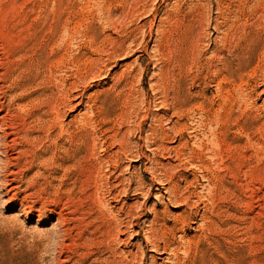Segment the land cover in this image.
<instances>
[{"label":"rangeland","instance_id":"obj_1","mask_svg":"<svg viewBox=\"0 0 264 264\" xmlns=\"http://www.w3.org/2000/svg\"><path fill=\"white\" fill-rule=\"evenodd\" d=\"M0 119V264H264V0H0Z\"/></svg>","mask_w":264,"mask_h":264},{"label":"bare ground","instance_id":"obj_2","mask_svg":"<svg viewBox=\"0 0 264 264\" xmlns=\"http://www.w3.org/2000/svg\"><path fill=\"white\" fill-rule=\"evenodd\" d=\"M43 15V14H42ZM42 17V16H41ZM48 19V18H47ZM31 26V25H30ZM32 32V31H31ZM34 37V36H33ZM46 37V36H45ZM44 37V38H45ZM49 37V36H48ZM47 37V38H48ZM25 40V39H24ZM47 40V39H46ZM41 42V41H40ZM42 43V42H41ZM29 44H30V46H32V44H33V42H32V40H31V38H30V41H29ZM38 45V44H37ZM49 45V44H48ZM27 46H28V44H27ZM40 46V45H39ZM38 46V47H39ZM41 46H43V45H41ZM31 48H33V47H31ZM40 48V47H39ZM29 49V48H28ZM34 49H31V51H33ZM49 50V49H48ZM9 51V50H8ZM35 51V55L34 56H36V57H34L33 56V58H28L29 60L27 61V63H24V64H26L25 65V67L23 66V67H21V66H19V68L21 67V77H22V80H24V82H26V83H31V81H32V77L33 76H37V74H38V71H37V69L38 68H36V63L39 61V64H40V62H42L43 60L40 58V52L39 51H37V50H34ZM45 52V51H44ZM43 53V52H42ZM45 53H47V52H45ZM48 54V53H47ZM45 55V54H44ZM44 62V61H43ZM19 63V62H18ZM22 64H23V62H21ZM23 64V65H24ZM38 64V63H37ZM99 64V63H98ZM38 66V65H37ZM16 68H18V67H16ZM99 68V67H98ZM10 69V68H9ZM20 70V69H19ZM18 72V71H17ZM23 73H26V74H24V78H23ZM48 75V74H47ZM21 77H20V79H21ZM42 77V76H41ZM11 78V77H10ZM40 78V77H39ZM33 79H34V77H33ZM14 80V79H13ZM40 81H41V79H39ZM35 82H36V80H35ZM25 83V84H26ZM21 84V83H20ZM24 84V85H25ZM44 88V87H43ZM66 88V87H65ZM18 89V88H17ZM20 89V88H19ZM53 90V89H52ZM22 91V90H21ZM29 96V95H28ZM61 96V95H60ZM20 97V96H19ZM38 97V96H37ZM38 98H36L35 97V99H34V103H37L36 102V100H37ZM17 100V99H16ZM23 101V100H22ZM25 101V100H24ZM41 102V101H40ZM22 103V102H21ZM51 104H53V103H51ZM29 105V104H28ZM56 105V104H55ZM49 106V105H48ZM55 107V106H54ZM30 108V107H29ZM57 108V107H56ZM23 110V109H22ZM37 110V109H36ZM21 112V111H20ZM35 112V109L30 113L31 114V116L33 117V118H35V124H33V127H31V129H33V130H37V131H40L39 129H40V126H39V122H41L42 120H41V118H40V116L39 115H37L36 113H34ZM42 112V111H41ZM55 112H56V109H55ZM47 113V112H46ZM60 114V113H59ZM58 114V115H59ZM47 115V114H46ZM31 117V118H32ZM57 117V116H56ZM52 118V117H51ZM53 120V119H52ZM24 121V120H23ZM28 121V120H27ZM34 121V120H33ZM43 122H45V121H43ZM42 122V123H43ZM46 123H47V121H46ZM45 123V124H46ZM57 123V122H56ZM48 124V123H47ZM26 126V125H25ZM45 126V125H44ZM52 128V127H51ZM14 130V129H13ZM21 131V130H20ZM24 131V130H23ZM50 132H51V130H50ZM28 134V133H27ZM36 134V133H35ZM6 136V134H5V132L3 131L2 132V119H0V152H3L2 150H3V146H4V140H5V136ZM22 136V135H21ZM27 136V135H26ZM32 136V135H31ZM38 136V135H37ZM28 138V137H27ZM35 138V137H34ZM37 138V137H36ZM29 139V138H28ZM40 139V138H39ZM48 139V138H47ZM50 139V138H49ZM32 140V139H31ZM30 142V141H29ZM34 144H36V143H34ZM30 146V145H29ZM32 147V146H31ZM41 147V146H40ZM16 148H18V147H16ZM159 148V147H158ZM30 149V148H29ZM12 151V150H11ZM20 151V150H19ZM31 151V150H30ZM35 153V152H34ZM3 155H5V153L3 154ZM35 155V154H34ZM7 157V156H6ZM8 159V158H7ZM46 159V158H45ZM62 164V163H61ZM6 165V164H5ZM30 167V166H29ZM2 179H4V178H2ZM2 182V181H1ZM122 225V224H121ZM117 230V229H116ZM104 233V232H103ZM109 238V237H108ZM192 247V246H191ZM240 247V246H239ZM258 250V249H257ZM202 252V251H201ZM203 256V255H202ZM186 259V258H185ZM224 259V258H223ZM105 260V259H104ZM174 260V259H173ZM89 263H91V262H89ZM105 263V262H104Z\"/></svg>","mask_w":264,"mask_h":264}]
</instances>
